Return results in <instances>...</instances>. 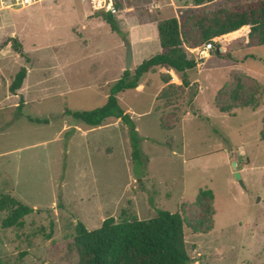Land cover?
Wrapping results in <instances>:
<instances>
[{"label":"rangeland","instance_id":"1","mask_svg":"<svg viewBox=\"0 0 264 264\" xmlns=\"http://www.w3.org/2000/svg\"><path fill=\"white\" fill-rule=\"evenodd\" d=\"M252 1L257 0L195 6L189 0H120L114 17L123 34L112 32L107 22L87 20L88 7L81 0L0 12V42L11 33L18 41L22 34L13 31L22 32L25 51L41 61L31 68L36 87L30 104L17 113L11 115L6 83L0 85V129L6 128L0 133V199L9 195L33 209L23 228L8 229L2 222L9 210L0 211L3 264H77L72 244L79 222L93 231L111 217L144 220L159 211L183 216L192 264H264V46L256 45L249 26L214 39L216 47L204 53L193 21L182 23V39L196 69L178 75L157 68L142 78L140 92L119 96L137 128L140 157L134 158L129 128L121 120L109 119L96 129L80 125L75 134L65 130L74 124L70 113L106 104L127 67L126 43L142 48L134 56L133 74L160 53L159 22ZM103 14L98 12L100 20ZM75 21L81 29L86 26L81 31L89 39L85 47L69 31ZM139 23L151 25L131 35L129 29ZM12 57L8 48L0 54V77L3 70L17 67L13 62L19 61ZM52 63L55 83L47 78L53 74ZM235 76L243 79L245 91L238 107L222 113L219 106L231 103ZM162 78L170 82L164 85ZM169 85L174 94L163 96L161 89ZM253 93L259 107L240 108ZM201 191H212L215 198L213 229L207 234H195L189 227L201 216L195 204Z\"/></svg>","mask_w":264,"mask_h":264},{"label":"trees","instance_id":"2","mask_svg":"<svg viewBox=\"0 0 264 264\" xmlns=\"http://www.w3.org/2000/svg\"><path fill=\"white\" fill-rule=\"evenodd\" d=\"M189 1L195 6H203L214 0ZM119 4L120 0H116L117 7ZM102 18L110 25L113 32L123 34L111 13L103 14ZM188 21H193L192 27L200 32L204 44L216 38L238 33L249 26L250 36H254L256 45L264 46V0L247 2L231 9L220 8L211 13H200L183 21L176 18L163 20L157 24L161 52L143 61L133 74L131 71H125L112 87L103 107L89 112L70 113V120L74 123L70 133L74 132L75 127L80 124L95 129L103 126L109 119L121 120L129 128L134 158L140 157V140L136 126L131 115L121 107L119 96L126 91L136 90L141 86L142 78L157 68L174 71L178 75H184L196 69L197 63L189 57L181 35V25ZM9 42H12L16 52L23 55L22 45L14 39L0 43V51ZM217 54L223 55L219 52ZM26 76L27 70L22 68L10 86L12 93L22 87ZM234 80L235 86L230 95L231 103L227 106H219L222 113H229L238 107L242 93L245 91L243 79L235 76ZM161 81L164 85L170 82L163 78ZM254 83L257 86L255 93L259 94L260 87L257 81ZM185 84H187L186 81H184ZM170 86L172 85L162 90L163 96L174 94L170 91L172 90ZM253 95L254 93L251 96L252 99L246 101L240 108H258L259 103ZM163 126L162 124V128ZM66 152L67 149H65ZM137 178L141 180L144 177ZM214 199L212 191H201L198 195L195 204L201 216L198 221L189 225L193 233L207 234L212 231L215 214ZM7 209L9 215L2 222L5 229L23 228V219L33 213L31 207L9 195L0 199V211ZM185 225V220L180 213L172 214L167 211H159L155 217L144 220L130 217L117 221L111 217L106 219L100 228L93 231L79 222L72 248L78 257L77 264H192L185 241ZM0 264H3L1 260Z\"/></svg>","mask_w":264,"mask_h":264},{"label":"crops","instance_id":"3","mask_svg":"<svg viewBox=\"0 0 264 264\" xmlns=\"http://www.w3.org/2000/svg\"><path fill=\"white\" fill-rule=\"evenodd\" d=\"M53 1H56V0H53ZM82 1V3H84L88 8V11L85 13L86 14V19L87 20H89V19H97L98 21H99V23L100 22H106L104 19L103 20H100L99 18V16L97 15L98 14V12L99 11H94L93 9H92V7L88 4V2L86 1V0H81ZM50 2V1H49ZM46 3V2H45ZM113 3L116 5V0H113ZM44 4V3H43ZM38 5H41V4H38ZM34 6H37V5H34ZM33 7V6H32ZM26 8H30V7H26ZM20 9H24V8H10V10H12L13 11V13H16V11H20ZM105 14H107V13H105ZM118 14V12L115 14V15H117ZM101 17H102V15H100ZM114 16V15H113ZM76 18H78V16H75V19ZM108 24V23H107ZM11 25H13V24H11ZM109 25V24H108ZM148 25H151L150 23L148 24V23H139V24H136V25H134V26H132L130 29H129V31H130V34L131 35H134V36H137V31L139 30V28L140 27H142V26H148ZM13 26H15V25H13ZM81 27V25L77 22V21H75L74 22V24L72 25V26H70L69 27V31L71 32H73L74 34H76V35H78L80 38V40L83 42V46L85 47V45H88V42H89V39H86V38H83L82 37V33H81V31H85V27L86 26H83V28L81 29L80 28ZM157 28V27H156ZM73 29L74 30H76V31H73ZM111 31H112V29H111ZM113 32V31H112ZM158 32V31H157ZM13 33H18V34H22L21 35V37L19 38L18 37V41L16 40V36L14 35V34H10V36H9V39H7L6 41H4V42H0V43H5V42H8L10 39H14L15 41H17L19 44H21L22 45V51H23V55H21V54H19L18 52H16L15 50H14V48H13V46H12V42H9L5 47H4V49H2L1 51H0V54L2 53V52H4L5 51V49L6 48H8L9 49V51H10V53L13 55V59H15V61L16 60H18L19 61V63H14L13 62V65H16L17 67L16 68H13V67H9V68H7V69H5V70H3V72H4V76H1L0 77V85L2 86V85H4L5 83H6V85H7V91H8V96L6 97V100H8L9 101V103H10V110H11V115H13V114H15V113H17L18 112V110H21L23 107H25L26 105H29L30 103H29V99H31V95L33 94V91H34V89H35V83L33 82V81H31L30 80V75H31V68L33 67V65H35L36 63H38V62H41L40 60L38 61V60H36L35 58H33V56L31 55V54H28L26 51H25V46H24V42L27 40V37L22 33V32H17L16 30L15 31H13ZM78 33V34H77ZM131 38V37H130ZM60 35L58 34L57 35V41H60ZM146 40V39H145ZM158 40H159V37H158ZM141 42V40L139 39V44H140V47L139 48H141V44L142 43H140ZM147 42H149L148 40H147ZM160 43V42H159ZM148 44V43H147ZM134 45H135V43H134ZM134 45H133V43L131 42V46H132V50H133V60H134V56L135 55H140V54H142V48L141 49H135L134 48ZM11 47L13 48V50H14V54L12 53V49H11ZM33 47H36V45H33ZM56 51V50H55ZM161 52V51H160ZM159 54V53H158ZM157 55V54H156ZM0 63H1V61H0ZM132 63H133V61H132ZM9 65H10V63H9ZM12 65V66H13ZM21 65V68L19 69V71L22 69V68H25L26 70H27V76H26V78H25V80H24V82H23V85H22V87L18 90V91H16L15 93H12L11 91H10V86L12 85V83H13V81H14V79H15V77H16V75L19 73V71L16 73L15 71L16 70H18V66H20ZM51 67L49 68V71H53V74H51V75H49L48 74V77H47V74L45 75V77H47V78H49L48 80H52L54 83H55V81H56V75H58L57 74V72H56V66H55V64L54 63H52V65H50ZM51 69V70H50ZM105 70H103L102 69V73H103V76L104 77H106V76H108V69L107 68H104ZM124 71V69H122V70H120L118 73H119V75H121L120 73L121 72H123ZM126 71V70H125ZM124 71V72H125ZM14 72L16 73V74H14ZM173 72V71H172ZM60 75V74H59ZM122 77V76H121ZM107 80L108 79H106V81L105 82H107ZM53 83V84H54ZM42 84H44L43 82H42ZM41 84V85H42ZM53 86H55V85H53ZM140 88V89H139ZM141 86H139L137 89H136V91H138V92H140L141 91ZM164 88V87H163ZM161 90H163V89H161ZM162 92V91H161ZM160 92V93H161ZM22 101H24V106H22L21 105V103L20 102H22ZM3 103H4V101H3ZM3 105V104H2ZM9 106V105H8ZM9 108V107H8ZM126 111V110H125ZM127 112V111H126ZM81 125V124H80ZM80 125H78V126H76L75 127V130H74V134H75V132H76V128L77 127H79ZM81 126H83V125H81ZM0 128H2V127H0ZM72 128H73V126H72V124H71V127L70 128H65V130H67L66 132L68 133L70 130H72ZM100 128V127H99ZM4 129H6L5 128V125H4ZM4 129H0V133L1 132H3L4 131ZM96 129V128H95ZM137 129V128H136ZM66 133V134H67ZM73 134V135H74ZM65 155H66V153H65Z\"/></svg>","mask_w":264,"mask_h":264},{"label":"built area","instance_id":"4","mask_svg":"<svg viewBox=\"0 0 264 264\" xmlns=\"http://www.w3.org/2000/svg\"><path fill=\"white\" fill-rule=\"evenodd\" d=\"M53 0H0V12L4 9L16 8V5H20V8L32 7L34 5L43 4ZM94 11H104L105 13H111L115 15L118 11L113 0H86ZM216 47V40L210 41L204 44V53H210Z\"/></svg>","mask_w":264,"mask_h":264},{"label":"water","instance_id":"5","mask_svg":"<svg viewBox=\"0 0 264 264\" xmlns=\"http://www.w3.org/2000/svg\"><path fill=\"white\" fill-rule=\"evenodd\" d=\"M126 47H127V67H126V71H131L132 61H133V50H132V46L130 44H128V43H126ZM233 171L235 173L236 179L238 181H240V183H242L241 175H240L239 170H238V164L236 162L233 163Z\"/></svg>","mask_w":264,"mask_h":264},{"label":"bare ground","instance_id":"6","mask_svg":"<svg viewBox=\"0 0 264 264\" xmlns=\"http://www.w3.org/2000/svg\"><path fill=\"white\" fill-rule=\"evenodd\" d=\"M232 35V34H231ZM228 36H230V35H228ZM227 37V36H226Z\"/></svg>","mask_w":264,"mask_h":264}]
</instances>
